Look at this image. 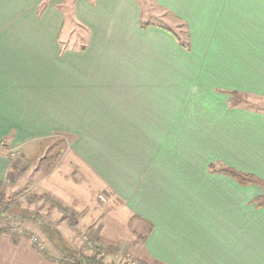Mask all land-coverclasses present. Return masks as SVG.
<instances>
[{"label": "crops", "instance_id": "crops-1", "mask_svg": "<svg viewBox=\"0 0 264 264\" xmlns=\"http://www.w3.org/2000/svg\"><path fill=\"white\" fill-rule=\"evenodd\" d=\"M152 3L183 34L140 0H0V182L32 176L105 261L264 264V188L227 171L264 181V0ZM55 136L32 173L7 153ZM31 219L0 225V264H65Z\"/></svg>", "mask_w": 264, "mask_h": 264}, {"label": "rangeland", "instance_id": "rangeland-1", "mask_svg": "<svg viewBox=\"0 0 264 264\" xmlns=\"http://www.w3.org/2000/svg\"><path fill=\"white\" fill-rule=\"evenodd\" d=\"M143 6V9L145 12H147V18L148 20L159 22V23H166L168 25H171L170 28H172L173 31L178 32V34H183L182 28L176 24V21L172 19L170 16L163 14L161 10H158V8L154 7L152 0H140ZM241 99H243L240 96ZM249 105L256 109H263L264 110V99H258L253 98L249 99ZM65 143L64 138L60 136H55L52 139H46L42 141V147H43V153L41 158H34L32 160H29L27 158L22 157L21 150L16 151H7L9 157H18V163L20 165V170H28L31 166V170H29L31 173L33 171V167H39V163L42 162L45 163L47 161L52 160V157L54 158V155L57 154L59 149H61L62 145ZM34 160V163L32 162ZM48 163V162H47ZM19 170H16L15 176L18 173ZM14 175V172L12 173V177ZM32 176H28L26 181H23L21 183L17 182L16 185L13 184V181H11V176L8 180L4 181L1 186H3L4 194L5 196L12 202L17 201L19 206L16 209L15 206L9 208L7 214L9 215H17V214H23L24 216L28 218H32L30 221L36 223V219L44 223L46 226H56L57 222L59 221L60 213L56 210L55 203H52L48 198H46L43 194H39L32 188V180L30 179ZM18 178V177H17ZM0 186V187H1ZM14 220H3L0 219V225H6L5 227H10V223H13ZM4 223V224H3ZM74 224V219H70V225ZM38 232L41 238L45 237L39 230ZM87 231L83 232L80 235L81 241L80 246L78 248H75L76 250H80L83 253L87 254L89 252H86L85 250L93 249L91 239L88 235V241L91 243H88L83 237L86 236ZM48 239V238H47ZM46 239V242H48ZM49 244V243H48ZM118 255H111L109 254L108 257H106V261H112L117 264H137L132 257L127 256L123 251L117 252Z\"/></svg>", "mask_w": 264, "mask_h": 264}, {"label": "trees", "instance_id": "trees-1", "mask_svg": "<svg viewBox=\"0 0 264 264\" xmlns=\"http://www.w3.org/2000/svg\"><path fill=\"white\" fill-rule=\"evenodd\" d=\"M236 95L235 100L239 98V96ZM230 174H232L237 180H239L242 183H248V182H258L260 183L264 188V181H261L257 179L256 177H253L252 175H248L242 172H238L235 170H227ZM15 176V172H14ZM17 176V174H16ZM2 183L0 182V186ZM260 203L264 204V194L260 198ZM17 209L19 204L17 201H10L4 194L3 186L0 187V219L3 220H9L12 218L17 217H26L23 214H17V215H8L7 212L8 209L11 207H14ZM40 222V221H39ZM42 231L46 234L48 240L51 242V244L58 250V253L62 257V260L65 264H117L112 261H105L104 257L109 252L112 253L115 251L113 248H109L106 250H102L99 247H93L92 253L85 254L80 250L74 249L72 246L68 245L64 239L60 236V234L55 230L52 229L49 226H45L42 223H40ZM6 228V227H5ZM4 228H0V232Z\"/></svg>", "mask_w": 264, "mask_h": 264}, {"label": "built area", "instance_id": "built-area-1", "mask_svg": "<svg viewBox=\"0 0 264 264\" xmlns=\"http://www.w3.org/2000/svg\"><path fill=\"white\" fill-rule=\"evenodd\" d=\"M88 243H91L90 241H88V235L83 237ZM34 241H36V239H34Z\"/></svg>", "mask_w": 264, "mask_h": 264}]
</instances>
